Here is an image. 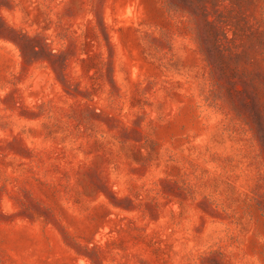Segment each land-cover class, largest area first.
<instances>
[{"label": "rangeland", "instance_id": "1", "mask_svg": "<svg viewBox=\"0 0 264 264\" xmlns=\"http://www.w3.org/2000/svg\"><path fill=\"white\" fill-rule=\"evenodd\" d=\"M0 264H264V0H0Z\"/></svg>", "mask_w": 264, "mask_h": 264}]
</instances>
